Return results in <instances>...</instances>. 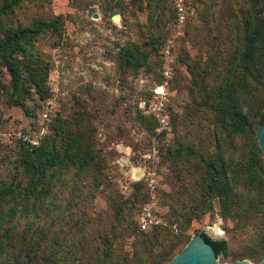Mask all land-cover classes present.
Listing matches in <instances>:
<instances>
[{"label":"rangeland","instance_id":"rangeland-1","mask_svg":"<svg viewBox=\"0 0 264 264\" xmlns=\"http://www.w3.org/2000/svg\"><path fill=\"white\" fill-rule=\"evenodd\" d=\"M7 1L0 0V8ZM185 1L195 16L181 32L172 26L171 0H20L1 12L3 27L56 19L58 28L46 30L30 47L42 64L47 98L32 89L24 104H11V77L0 63V179L16 176L25 153L21 144L31 148L24 135L40 143L63 121L89 140L97 166L80 175L74 167L63 172L52 196L56 202L49 198L50 211L43 216L48 223L55 222L59 211V217L70 221L80 215L100 219L105 228L112 224L115 209L135 220L140 205L154 200L161 225L138 235L117 231L124 237L123 247L140 261L152 264L168 248V258H173L194 234L204 232L227 241L230 257L219 255V264L241 259L257 264L247 257L232 260L235 253L252 252L264 233V194L248 178L250 172L238 168L255 162L256 137L222 126L207 106L228 55L237 47V26L249 4ZM168 39L173 41V61L165 79L162 47ZM130 50L139 52L142 67L126 64ZM17 58L25 71L26 57ZM196 70L206 71L198 76ZM164 80L158 95L157 86ZM141 100L158 104L166 124L152 109H141ZM254 111L252 103L243 106L256 131ZM184 146L216 166L227 165L226 177L244 199L240 207L207 192L209 173L197 156H171ZM255 169L264 176L262 169Z\"/></svg>","mask_w":264,"mask_h":264},{"label":"trees","instance_id":"trees-1","mask_svg":"<svg viewBox=\"0 0 264 264\" xmlns=\"http://www.w3.org/2000/svg\"><path fill=\"white\" fill-rule=\"evenodd\" d=\"M247 1L249 7L242 13L237 26V47L228 55L227 66L215 93L208 96L207 106L216 113L222 126L229 125V129L241 134L251 132L256 137L243 106L252 103L257 126L264 122V0ZM19 2H5L0 14L12 10ZM169 10L173 14L172 0ZM57 28L56 19L39 20L32 26L24 27L0 26V63L11 77V104H24L32 89L41 99L47 98L42 64L32 55L30 47L46 30L56 31ZM17 55L26 57V61L22 60L25 71ZM125 62L134 68L143 66V59L137 50L127 52ZM205 71L196 70L195 73L201 76ZM74 127L62 121L54 126L53 134L43 138L37 146L27 148L21 144L20 148L25 153L16 176L11 181L0 179V264H147L123 247L124 237L117 232L122 228L127 236L143 234L145 231L140 229L136 219L139 210L134 220L131 213L127 214V218L120 208L115 209L116 221L113 220L105 228L101 226L100 219L95 220L87 215L70 221L69 217H59L57 211L52 224L43 217L50 211L49 198L52 199L51 203L56 202L52 196L58 191L64 171L74 167L80 175L97 166L96 151ZM253 149L255 162L238 165V168L248 174L250 172L248 178L254 179L264 194V176L255 169L264 171L263 152L257 139L253 141ZM183 152L188 156H197L208 171L207 192L215 193L231 207H240L244 199L226 177L227 165L224 162L216 166L189 146L178 147L171 156L178 157ZM35 220H38V224L34 223ZM201 234L213 247L216 257H230L226 240L212 239L204 232ZM171 251L172 248H168L163 257L154 259L152 264H168L172 259L168 258ZM244 257L256 262L264 258V233L252 252L235 253L232 260Z\"/></svg>","mask_w":264,"mask_h":264},{"label":"built area","instance_id":"built-area-1","mask_svg":"<svg viewBox=\"0 0 264 264\" xmlns=\"http://www.w3.org/2000/svg\"><path fill=\"white\" fill-rule=\"evenodd\" d=\"M172 10H173V22L172 26L173 29L177 32H181L182 27L184 24L193 16H195V11L192 8V6L188 5V3L185 0H172ZM173 41L171 39H168L166 43H164L162 47V53H163V59L165 61L164 64V71L163 75L165 79L168 77L169 73V64L173 61ZM167 83V80L163 81V84H160L157 86L158 91H156V94H160L163 91V88L165 84ZM139 107L141 109H152L156 112V115L160 118L161 122L165 125V117L160 114V107L158 104H148L146 100H141L139 102ZM24 143L29 142L30 145L37 146L39 144L38 141H34L31 139H28L26 135L23 136ZM155 204L154 200H150L147 203H144L137 216V223L141 230L147 231L155 226L161 225V220L157 217V215L153 211V206Z\"/></svg>","mask_w":264,"mask_h":264},{"label":"water","instance_id":"water-1","mask_svg":"<svg viewBox=\"0 0 264 264\" xmlns=\"http://www.w3.org/2000/svg\"><path fill=\"white\" fill-rule=\"evenodd\" d=\"M256 139L264 156V122L258 125ZM207 234V233H205ZM208 235V234H207ZM212 239L220 240L222 237L208 235ZM168 264H219L213 247L207 243L201 233L194 234L184 248L177 253ZM222 264H252L247 259L225 262ZM257 264H264V258Z\"/></svg>","mask_w":264,"mask_h":264},{"label":"bare ground","instance_id":"bare-ground-1","mask_svg":"<svg viewBox=\"0 0 264 264\" xmlns=\"http://www.w3.org/2000/svg\"><path fill=\"white\" fill-rule=\"evenodd\" d=\"M156 91H158V90H156ZM216 234H218L217 232H215Z\"/></svg>","mask_w":264,"mask_h":264}]
</instances>
